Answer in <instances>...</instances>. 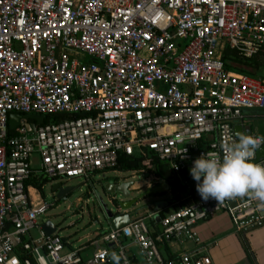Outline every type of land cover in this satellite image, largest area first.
<instances>
[{
    "label": "built area",
    "instance_id": "2783aa9c",
    "mask_svg": "<svg viewBox=\"0 0 264 264\" xmlns=\"http://www.w3.org/2000/svg\"><path fill=\"white\" fill-rule=\"evenodd\" d=\"M226 46L245 58L264 48V0H0V264H213L197 232L202 219L226 212L240 233L261 226L258 200L218 205L190 192L194 160L222 157L223 141L236 139L232 121L264 109V78L226 69ZM11 113L65 117L9 129ZM144 149V165L158 159L186 185L182 197L78 246L50 219L56 230L46 235L47 220L37 219L60 199L53 192L45 202V185H90L95 175L126 171L120 158ZM42 178L41 189L27 184ZM182 239L195 246L164 258L158 244Z\"/></svg>",
    "mask_w": 264,
    "mask_h": 264
},
{
    "label": "rangeland",
    "instance_id": "374dc122",
    "mask_svg": "<svg viewBox=\"0 0 264 264\" xmlns=\"http://www.w3.org/2000/svg\"><path fill=\"white\" fill-rule=\"evenodd\" d=\"M69 52L79 58L84 56L81 51L70 50ZM31 165L33 167L39 165L37 154L32 156ZM82 181V178H73L64 183L65 185L75 186V189L68 193L66 197L60 199L58 205L48 209L37 219L39 224L50 219L58 227L59 234L66 237L73 246H78L81 243L78 241L79 238L85 241L109 229L108 219L103 212L104 207L102 204L104 203L108 209L115 213L118 201L123 198L118 193H107L103 187L105 182H115L117 184L122 181H131L132 186L137 187L130 188L129 197L138 198L131 209L130 217L147 215V211L153 210L157 204L165 205L170 202L175 194V190L170 188L169 191L167 190L168 192L147 195L146 191L149 185L160 183V179L156 177L152 169L146 167L136 171H111L105 175H95L91 179L90 185H85L86 183H81ZM43 194L45 202H50L53 199L51 183L43 187ZM78 198L82 200V207H77L74 210L71 207ZM171 210V207H167L161 211L162 215ZM146 222H148V219H146ZM151 228L149 227L150 230ZM238 233L245 238L244 233ZM30 234L33 238L38 235L36 229H31ZM134 250L137 249L134 248Z\"/></svg>",
    "mask_w": 264,
    "mask_h": 264
},
{
    "label": "clouds",
    "instance_id": "9594fccd",
    "mask_svg": "<svg viewBox=\"0 0 264 264\" xmlns=\"http://www.w3.org/2000/svg\"><path fill=\"white\" fill-rule=\"evenodd\" d=\"M236 139L224 140L222 157L214 152L202 153L193 162L190 174L197 182L196 190L204 201L249 198L264 205V162H252L264 137L236 131Z\"/></svg>",
    "mask_w": 264,
    "mask_h": 264
},
{
    "label": "crops",
    "instance_id": "0c3cea01",
    "mask_svg": "<svg viewBox=\"0 0 264 264\" xmlns=\"http://www.w3.org/2000/svg\"><path fill=\"white\" fill-rule=\"evenodd\" d=\"M232 123L234 127L241 126L242 132L246 134L264 137V109L244 110L242 117L234 119ZM159 230L157 225L153 233L156 234ZM197 232L200 244L206 247L204 253L211 257L213 264H264V223L245 232L243 238L234 229L229 215L219 212L198 223ZM243 239L249 253L244 250ZM167 245L170 253L176 257L180 252L195 246V243L182 239L173 240ZM160 251L164 254L162 247Z\"/></svg>",
    "mask_w": 264,
    "mask_h": 264
},
{
    "label": "trees",
    "instance_id": "16d2710c",
    "mask_svg": "<svg viewBox=\"0 0 264 264\" xmlns=\"http://www.w3.org/2000/svg\"><path fill=\"white\" fill-rule=\"evenodd\" d=\"M222 60L225 64V68L228 70H233L236 72L244 73L250 76L258 77V78H264V48L261 49L258 53L255 55L245 58L238 54V52L226 46L222 52ZM76 115H73L75 117ZM65 115H45V122L55 121L64 118ZM11 133V131H8ZM148 156V151L143 150L142 154L140 156H128V157H121L119 160V164L117 165V168L120 170H139L142 168H150L154 171V174L156 176L162 177L164 180L168 181L170 184V188L172 190H175V194L173 195V198H180L186 193V185H182L177 182L171 181V173L165 168V166L158 161V159H152L151 165L146 166L143 164V161L145 157ZM48 179L42 178L39 180H28L27 184L32 183L34 184L38 189H41L42 185L46 183ZM196 189L195 187H192L190 192H194ZM160 215H162V212H160ZM155 234V233H153ZM244 242V250L246 253H249L248 247L246 246V243ZM167 241H164L163 243H159L158 246L163 248L164 258H174L175 255L171 254L169 251V247L167 245Z\"/></svg>",
    "mask_w": 264,
    "mask_h": 264
},
{
    "label": "water",
    "instance_id": "95a60500",
    "mask_svg": "<svg viewBox=\"0 0 264 264\" xmlns=\"http://www.w3.org/2000/svg\"><path fill=\"white\" fill-rule=\"evenodd\" d=\"M26 118H33L36 120V125H39L43 122L44 116L42 115H36V114H19V113H11L9 115V120H8V128L12 129L15 126L19 124L20 119H26ZM27 128L29 130H33L35 128L34 124H26ZM234 131H241L242 128L241 126H235ZM264 158V145H261L259 149H257L256 153V158L252 162L257 163L261 159ZM60 182H55L51 186V190L55 192V197L56 199H63L68 193H70L72 190L75 189V186H66V187H60ZM105 191L107 193H118L122 196L123 199L119 200L117 203V209L122 211L119 214H115L112 212L110 209L106 207V205L103 203V209H104V214L108 219V224L111 226L113 229L120 228L126 224L129 223L130 221V210L132 209V206L134 203L137 202L138 198H130V188H137L135 186H132L131 181H122L120 183H115V182H105L103 185ZM168 190V185L166 183H160L159 185H154L148 188L146 191L147 195H154L157 193H162ZM197 199H200V196L197 195ZM246 198H243L245 200ZM231 206L235 205V202H232L230 204ZM155 210L160 211L163 208L162 204H157L155 207ZM133 211V210H132ZM210 216L205 217L202 219L200 222L205 221L206 219H209ZM155 221L158 222V227L160 230H162V227L159 223L160 221V214L155 215ZM42 229L46 233V235H50L53 232H55L56 227L54 224L50 221L47 220L43 222L42 224Z\"/></svg>",
    "mask_w": 264,
    "mask_h": 264
},
{
    "label": "flooded vegetation",
    "instance_id": "af4514ba",
    "mask_svg": "<svg viewBox=\"0 0 264 264\" xmlns=\"http://www.w3.org/2000/svg\"><path fill=\"white\" fill-rule=\"evenodd\" d=\"M134 204H135V203H134ZM134 204H133V205H134ZM132 207H133V206H132ZM116 209H117V208H116ZM154 209H155V208H154ZM120 212H122V211H120V210L117 209L116 212H115V214H119Z\"/></svg>",
    "mask_w": 264,
    "mask_h": 264
}]
</instances>
